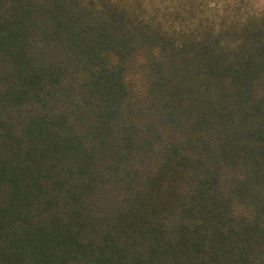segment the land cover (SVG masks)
Returning a JSON list of instances; mask_svg holds the SVG:
<instances>
[{"label": "trees", "instance_id": "trees-1", "mask_svg": "<svg viewBox=\"0 0 264 264\" xmlns=\"http://www.w3.org/2000/svg\"><path fill=\"white\" fill-rule=\"evenodd\" d=\"M0 264H264V0H0Z\"/></svg>", "mask_w": 264, "mask_h": 264}]
</instances>
